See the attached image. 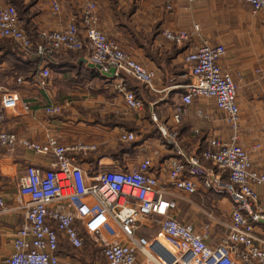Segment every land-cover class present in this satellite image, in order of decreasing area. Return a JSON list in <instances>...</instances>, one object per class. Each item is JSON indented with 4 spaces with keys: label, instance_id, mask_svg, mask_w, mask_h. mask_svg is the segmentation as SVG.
<instances>
[{
    "label": "built area",
    "instance_id": "2783aa9c",
    "mask_svg": "<svg viewBox=\"0 0 264 264\" xmlns=\"http://www.w3.org/2000/svg\"><path fill=\"white\" fill-rule=\"evenodd\" d=\"M172 8L171 0H161ZM194 1V0H190ZM253 12L264 17V0H240ZM51 11L61 12L60 0H48ZM98 3L88 0L79 16H74L60 29L40 30L37 38L25 26L18 9L11 3L0 6V38L15 42L26 57L45 61L63 51L88 48L89 63L101 65V71L115 68L120 78L116 88L123 94L131 110H143L144 100L127 87L124 74L157 92L156 72L138 62L109 33L99 27ZM199 30L166 29L163 36L178 45L189 42ZM227 53L224 44L204 40L185 56L191 81L183 85L182 106L175 108L173 121L182 120L184 105L196 98H211L225 113L231 126L230 139L210 137L208 146L197 155L186 156L176 148L177 156L168 167V183L163 184L152 171L150 157L137 155V166L105 168L98 161V170L86 169L82 155L97 150L95 143L75 141L64 144L51 130L45 141H33L4 127L9 110L19 105L29 111L30 105L16 90L0 85V159L3 150L23 147L52 160L49 168L28 165L20 179L19 191L29 197L25 221L15 232L13 252L6 264H60L59 249L67 242L78 250L85 239L99 246V257L107 264H264V209L254 211L259 196L255 185H264V171L254 167L250 154L239 140L240 107L238 85L234 76L225 71L220 60ZM51 70L43 65L38 84L49 86ZM19 84L24 82L17 78ZM48 114L63 111L60 104L45 108ZM153 120L158 118L152 114ZM168 135V127H161ZM169 137L175 138L170 133ZM136 140L132 131H122L121 143ZM205 162L212 166L207 167ZM223 171L227 179H222ZM170 185V186H169ZM201 187L228 196L234 203L226 235L216 245L208 243L193 224L182 222L176 215L182 196L196 194ZM0 196V208H5ZM146 220L158 226L152 236L142 233Z\"/></svg>",
    "mask_w": 264,
    "mask_h": 264
},
{
    "label": "crops",
    "instance_id": "0c3cea01",
    "mask_svg": "<svg viewBox=\"0 0 264 264\" xmlns=\"http://www.w3.org/2000/svg\"><path fill=\"white\" fill-rule=\"evenodd\" d=\"M16 1L25 6V26L35 38L40 30L66 26L72 17L80 15L86 2L60 0L61 12L57 15L52 13L48 0H0V6L13 2L16 4ZM171 1L172 9H167L161 0H96L99 5V27L138 62L156 72L154 85L157 92L133 78L135 85L127 82L130 89H135L144 100L145 106L140 111L131 110L125 105L123 94L116 88L120 78H104L100 69H93L84 61L89 54L88 48L72 52L69 57L56 55L42 61L26 57L15 42L0 38V75L9 62L14 65L12 68L17 65L26 67V74L18 76L24 82L19 84L16 80L18 89L15 90L30 105L29 111L23 110L20 105L9 110L4 127L33 141H45L46 133L51 130L64 144L79 140L95 143L96 151L81 156L84 167L92 172L99 169V160L104 164L100 169L132 168L137 166V155L141 158L150 157L153 161L152 171L161 183L167 184L168 167L170 160L177 156L176 148L186 156L197 155L208 146L210 137L227 140L233 135L231 126L225 121V113L217 108L211 98L199 97L190 105H184L182 120L177 124L173 121L175 108L183 105L182 86L191 81L185 56L204 40H209L212 44L221 43L227 48L220 65L234 76L238 85V142L250 154L254 167L264 171L263 15L253 12L246 3L240 7L233 6L237 0ZM139 6H142L141 11ZM137 21L144 22L141 29L139 25L138 28L130 26V23ZM195 26L199 30L189 42L182 45L163 36L166 29L194 30ZM7 40L16 44L21 55L2 46L1 41ZM43 65L50 70L57 67L62 80L78 77L80 83L76 92L69 96H57L51 80L47 88L41 87L38 79ZM124 78L128 81L131 77L124 74ZM88 87H94L96 92L91 94ZM54 103L63 106L61 114L46 112L45 108ZM153 113L157 121L153 120ZM163 126L168 127V135L161 131ZM126 130L136 134L134 142L119 141L120 132ZM170 133L175 134V138L169 137ZM28 165L49 168L52 160L23 147L3 150V158L0 159V196L6 205L0 208V264H6V258L13 252L14 234L25 221L27 209L23 206L29 204V197L20 194L19 183ZM205 165L212 166L209 162H205ZM221 173L222 179L226 180L227 172ZM255 190L259 196L254 207V211H257L259 208L264 209V185H255ZM207 195L215 197L210 224L199 227L197 220L188 222L180 217L182 200ZM233 208L234 203L228 196L201 187L196 194L178 199L175 213L180 221L193 224L204 234L209 244L216 245L227 230L217 233L214 228L222 224L226 229ZM220 214L221 219L218 218ZM146 221L149 224L145 225L142 233L152 236L158 226L150 220ZM258 225L264 229L263 220ZM75 250L67 242H62L58 252L60 264H100L103 261L94 254L87 259L83 256L88 261L84 262L83 258L74 254Z\"/></svg>",
    "mask_w": 264,
    "mask_h": 264
},
{
    "label": "rangeland",
    "instance_id": "374dc122",
    "mask_svg": "<svg viewBox=\"0 0 264 264\" xmlns=\"http://www.w3.org/2000/svg\"><path fill=\"white\" fill-rule=\"evenodd\" d=\"M88 0H86L87 2ZM96 1V0H94ZM235 1V0H234ZM237 0L235 1V3H233V6L235 7H240L242 5V1ZM14 6H16L18 8V10L20 11V15L22 18L26 19V13H25V6H21V4L19 2L16 1L11 3ZM99 6V5H98ZM51 7V6H50ZM136 7V6H134ZM167 8V7H166ZM140 11L142 10V6H139ZM169 9V8H167ZM172 9V8H170ZM125 21V20H124ZM128 22V21H125ZM129 23V22H128ZM135 23V24H134ZM132 22L130 23V26L134 28H138V25L141 29V27L144 25L143 21H137V22ZM30 30H32L30 28ZM35 38V37H34ZM2 46L6 47L7 49L13 50L17 53H21L19 48L16 46V44H14L13 42L10 41H1ZM22 51V50H21ZM82 51V50H81ZM72 52H77V50L74 51H63L57 55H61V56H71ZM21 55V54H20ZM10 64H7L6 69L4 71V73L2 74V76L0 75V85L5 87L6 89L9 90H15L18 89L15 85H16V80L17 77L20 75H25L27 72L26 67L24 66H18L16 68H12V66H14L11 62H9ZM24 67V68H23ZM15 69V70H14ZM17 73V74H16ZM62 75L60 73V71L57 69V67H52L51 68V76L50 79L52 82H54V89L56 92L57 96H69L70 94H73L76 92V87L77 85L80 83L78 81L77 78H64L63 80L61 79ZM75 79V80H74ZM77 79V80H76ZM131 80L129 81V84L131 85H135V82H132V77L130 78ZM137 82V81H136ZM86 86H83V88H85ZM82 88V87H81ZM88 89L90 90L91 94H93V92L95 93V89L94 87H88ZM126 105V104H125ZM83 109H85L86 107H82ZM93 158V157H92ZM225 196V195H224ZM215 197H212V195H207L205 197H201V196H194L192 198H186V200H182L180 203V207H179V215L181 218H183L186 221H190L193 222L194 220H197L199 223L197 224L199 227L201 226H206L208 224H210L211 222V210L213 208V205L215 204L214 201ZM216 214V212H215ZM219 216V215H218ZM221 217L218 218H222V215L220 214ZM179 217V216H178ZM225 220V218L223 219ZM196 222V221H195ZM216 230V232H220V233H224L226 232L225 226L224 225H219L218 228H214V231ZM74 254H76L77 256H80V258H83L84 262H88L85 259L88 258V256L90 255H96L97 258L101 259L99 257V246L89 237H87L85 239V245L82 249L80 250H75ZM83 256H86L85 259ZM103 260V259H101ZM100 264H107L105 260L102 261V263Z\"/></svg>",
    "mask_w": 264,
    "mask_h": 264
},
{
    "label": "water",
    "instance_id": "95a60500",
    "mask_svg": "<svg viewBox=\"0 0 264 264\" xmlns=\"http://www.w3.org/2000/svg\"><path fill=\"white\" fill-rule=\"evenodd\" d=\"M84 61L86 63H88V65L91 67V68H98L101 70V65H96V64H93V63H89L87 59H84ZM102 76L104 78H114L115 77V68H111L108 72H104L102 71Z\"/></svg>",
    "mask_w": 264,
    "mask_h": 264
},
{
    "label": "trees",
    "instance_id": "16d2710c",
    "mask_svg": "<svg viewBox=\"0 0 264 264\" xmlns=\"http://www.w3.org/2000/svg\"><path fill=\"white\" fill-rule=\"evenodd\" d=\"M36 38H37V37H36ZM52 58H53V57H52ZM93 69H94V68H93ZM93 69H92V70H93ZM100 72H101V71H100ZM130 80H131V79H128V81L126 80V84H127V87H128V88H130V87L128 86V83H129ZM135 81H136V80H135ZM127 82H128V83H127ZM134 90H135V89H134ZM135 91H136V90H135Z\"/></svg>",
    "mask_w": 264,
    "mask_h": 264
}]
</instances>
